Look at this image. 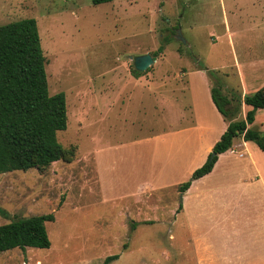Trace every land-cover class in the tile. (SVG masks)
Returning <instances> with one entry per match:
<instances>
[{"label": "rangeland", "instance_id": "1", "mask_svg": "<svg viewBox=\"0 0 264 264\" xmlns=\"http://www.w3.org/2000/svg\"><path fill=\"white\" fill-rule=\"evenodd\" d=\"M238 3L243 6L234 11L220 0H0V25L35 18L48 92H64L67 114L66 129L56 132L64 160L0 173V207L7 213L0 224L53 213L45 223L50 246L0 252V264L162 260L160 247L180 236L181 195L173 185L179 172L168 177L159 155L163 143L153 136L168 130L164 117L180 127L197 119L204 148L228 124L210 90L215 84L230 98L246 94L234 58L246 56L251 10ZM145 53L155 60L138 71L132 58ZM128 74L156 82L166 99ZM245 114L241 104L233 119ZM140 184H148L142 192ZM150 184L156 190L148 195Z\"/></svg>", "mask_w": 264, "mask_h": 264}, {"label": "crops", "instance_id": "2", "mask_svg": "<svg viewBox=\"0 0 264 264\" xmlns=\"http://www.w3.org/2000/svg\"><path fill=\"white\" fill-rule=\"evenodd\" d=\"M220 1L224 8L232 7L234 11L242 5L238 2L243 1L251 10L245 19L246 56L242 57L243 60L235 57L234 63L246 94L253 93L264 86V37L261 34L264 29V0ZM127 76L139 85L145 83L139 81L138 76ZM155 83L147 81L145 84L150 87L148 90L166 99ZM242 104L246 113L252 109L251 105ZM164 120L168 130L153 137L163 143L159 155L163 157L168 177L179 172L173 184L178 188L179 182L186 180L205 162L227 124L220 131V136L203 148L204 128L200 127L197 119L182 127L175 124L174 118L164 117ZM247 126L264 133V108L255 111L253 121ZM208 127L211 128H205ZM147 185L140 184V192ZM147 189L148 195L156 190L154 184ZM180 195L178 242L162 245V260L151 255L150 263L264 264V150L256 143L241 136L234 137L231 147L218 154L211 171L193 179ZM183 218L185 225L181 226ZM141 220L145 222L147 219L143 217ZM166 233L170 239L173 235L171 227L166 229Z\"/></svg>", "mask_w": 264, "mask_h": 264}, {"label": "trees", "instance_id": "3", "mask_svg": "<svg viewBox=\"0 0 264 264\" xmlns=\"http://www.w3.org/2000/svg\"><path fill=\"white\" fill-rule=\"evenodd\" d=\"M110 1L113 0H91L94 5ZM202 68L213 82H222L215 70ZM210 92L216 109L228 124L205 162L179 185L180 193L193 179L211 171L218 154L231 147L234 137L251 140L264 150V133L247 126L253 121L255 111L264 108V86L243 97L233 93L230 98L215 84H212ZM242 103L251 105L252 109L244 118L233 119ZM66 126L64 92H48L45 58L35 18H22L0 25V173L46 167L54 161L64 160L66 153L57 140L56 132L66 129ZM0 215L7 217L1 207ZM53 220L54 214L46 213L0 224V252L13 248L49 247L45 223ZM116 256H109L106 260Z\"/></svg>", "mask_w": 264, "mask_h": 264}, {"label": "water", "instance_id": "4", "mask_svg": "<svg viewBox=\"0 0 264 264\" xmlns=\"http://www.w3.org/2000/svg\"><path fill=\"white\" fill-rule=\"evenodd\" d=\"M132 59H133L134 68L138 71H144L150 66V64L154 62L155 57L151 56L148 53H145L134 56Z\"/></svg>", "mask_w": 264, "mask_h": 264}]
</instances>
